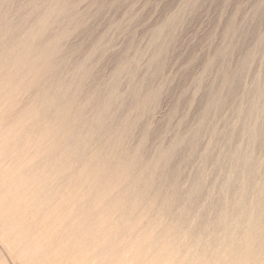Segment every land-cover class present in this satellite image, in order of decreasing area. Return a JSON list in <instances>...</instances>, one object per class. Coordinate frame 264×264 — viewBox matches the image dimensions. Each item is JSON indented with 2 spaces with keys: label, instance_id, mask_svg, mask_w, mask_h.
I'll return each instance as SVG.
<instances>
[{
  "label": "bare ground",
  "instance_id": "obj_1",
  "mask_svg": "<svg viewBox=\"0 0 264 264\" xmlns=\"http://www.w3.org/2000/svg\"><path fill=\"white\" fill-rule=\"evenodd\" d=\"M46 1L37 19L22 28L28 19L18 15L12 20L1 11L10 0H0V235L31 264L47 257L43 252L38 256L48 231L32 226L36 219L48 222L49 232L66 233L68 241L83 235L76 240L77 250L97 252L107 264H264V152L261 159L255 156L257 145H264V89L257 92L262 102L255 99L243 114L245 144L242 151L229 150L231 164L222 168L224 176L216 186L220 196L194 214L192 205L205 191V173L195 174L188 191L177 189L165 167L178 140L151 158L143 159L138 149L120 156L122 137L132 122L109 124L107 109L117 86L111 82L107 97L84 92L82 57L61 76L65 61L56 54L73 17L64 0ZM60 20L64 23L53 30ZM213 100L218 104L220 99ZM196 135L193 131L187 142L192 145ZM167 184L170 189L163 193ZM89 206L96 210L87 216ZM148 206L156 207L151 217ZM23 208L28 213L23 215ZM211 209L213 216L208 215ZM119 248L131 252L130 259ZM174 251H182L184 258L175 259L176 253L169 257Z\"/></svg>",
  "mask_w": 264,
  "mask_h": 264
},
{
  "label": "rangeland",
  "instance_id": "obj_2",
  "mask_svg": "<svg viewBox=\"0 0 264 264\" xmlns=\"http://www.w3.org/2000/svg\"><path fill=\"white\" fill-rule=\"evenodd\" d=\"M64 1L73 21L61 38L63 49L61 47L56 54L58 60L65 61V65L61 63V76L82 57L80 61L86 72L82 84L84 92L107 97L111 82L117 86L115 99L109 105L110 110L107 109L109 124L119 127L124 120L132 122L122 137L121 157L138 149L143 159L151 158L159 148H167L178 140L165 171L173 175L177 189L183 193L192 185L195 174L203 171L205 191L192 206L194 214L205 209L221 194L216 186L224 176V167L231 164L230 148L243 150L246 136L240 129L245 110L255 99L260 102L263 99L257 97V92L264 89V0ZM46 2L10 0L1 11L8 12L12 20L18 15L25 16L28 20L23 22L24 28L37 19ZM59 23L64 20L53 23V30L60 27ZM120 65L125 68L120 70ZM229 81H232L231 86L227 84ZM24 94L23 98L28 92ZM215 98L220 99L218 104L213 102ZM14 112L9 110V114ZM234 130L240 133L231 139L230 133ZM193 131L197 139L191 145L187 138ZM263 152L264 145L260 143L255 156L261 159ZM140 164L141 168L145 165L144 162ZM210 184L213 186L209 187ZM169 189L167 184L162 191L166 193ZM155 208L148 206L149 217L153 216ZM87 209L89 216L96 207ZM23 211V215L28 213L25 208ZM208 215L213 216L214 210H209ZM84 219L87 221L88 217ZM41 222L39 219L32 222V226L48 231L38 252V256L47 257L44 260L40 257L39 264H107L102 263V255L97 252L77 250L76 240L83 235H75L68 241L66 233L49 232L50 224ZM190 222L196 223L197 216L194 215ZM180 239L185 240L186 235ZM182 251H174L169 257L175 258L177 254L175 259L184 258ZM118 252L130 259L131 252L123 248ZM146 252L145 260L151 255L152 247H147ZM27 259L26 254L20 255L12 243L0 235V264H31Z\"/></svg>",
  "mask_w": 264,
  "mask_h": 264
}]
</instances>
